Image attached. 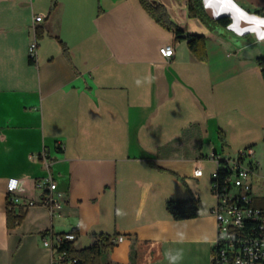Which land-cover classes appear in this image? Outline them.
<instances>
[{
	"label": "crops",
	"instance_id": "0c3cea01",
	"mask_svg": "<svg viewBox=\"0 0 264 264\" xmlns=\"http://www.w3.org/2000/svg\"><path fill=\"white\" fill-rule=\"evenodd\" d=\"M148 1L163 5L185 34L204 37L202 58L138 0H0V264H50L43 236L67 232L76 250L100 235H122L102 249L100 264H131L135 239L161 242L162 257L151 264H170L166 254L178 249L177 264H211L213 205L202 208L204 173L193 171L206 162L215 169L217 159L247 146L255 159V143L264 139L256 63L264 41L237 35L253 26L252 17L264 18V0H209L207 9L201 0L209 17L230 19L223 35L188 18L186 0ZM35 30L41 37L30 64ZM165 45L173 47L169 60L158 51ZM48 174L60 193L55 216L36 204L17 210L22 219L9 228L8 180L17 179L16 196L38 202L45 189L36 182ZM256 179L259 194L264 182ZM191 196L199 199L198 217L173 220L165 202Z\"/></svg>",
	"mask_w": 264,
	"mask_h": 264
},
{
	"label": "built area",
	"instance_id": "2783aa9c",
	"mask_svg": "<svg viewBox=\"0 0 264 264\" xmlns=\"http://www.w3.org/2000/svg\"><path fill=\"white\" fill-rule=\"evenodd\" d=\"M41 21V16L33 18V22ZM36 40L28 46L29 58L35 60ZM159 54L169 60L174 51L171 45L159 48ZM253 148L246 147L238 152L237 157L226 159L225 171L220 178L218 159L212 178L210 191L214 199L210 210L215 220V241L212 247L211 262L213 264H264V205L256 204V200H264V189L259 194L254 191V177L264 182L263 177L256 175L258 162L253 156ZM246 158H250L247 164ZM40 160L45 169L49 167V160L43 153ZM195 177L202 175V167L193 171ZM17 179H9L6 185L7 209L16 212L25 210L33 205H41L47 209L49 215L55 216V209L61 205L60 193L56 191V183L48 174L36 182V186L45 189L38 202L20 198L14 194L16 187H11ZM75 239L74 232L56 233L42 238V246L50 254V264H74L75 259L69 256L66 245ZM123 236L109 237L112 246L120 243Z\"/></svg>",
	"mask_w": 264,
	"mask_h": 264
},
{
	"label": "trees",
	"instance_id": "16d2710c",
	"mask_svg": "<svg viewBox=\"0 0 264 264\" xmlns=\"http://www.w3.org/2000/svg\"><path fill=\"white\" fill-rule=\"evenodd\" d=\"M147 13L162 27L172 31L175 39H184L187 41L188 49L195 56L202 58L204 53V37L201 35L185 34L176 25L171 23L167 15L166 9L163 5L152 3L148 0H138ZM53 3L50 11L55 7ZM187 16L190 19H197L203 26H205L211 33L215 35H223V32L228 27L230 19L226 16L211 18L209 17L202 6L201 0H186ZM184 36V37H183ZM41 33L35 30V40L40 39ZM61 46V50L65 59L70 62L69 52L63 42L57 40ZM30 64H34V60L28 58ZM257 66L260 69L261 75L264 79V58H258ZM219 141L221 146H225V138L221 131H218ZM264 145V139L262 141ZM252 147V146H247ZM246 148V147H245ZM226 159H218L217 172L221 177L228 173L225 171ZM212 178H210L211 184ZM199 199L189 197L185 200H168L165 202V210L173 220H183L196 218L199 215ZM21 211V210H20ZM22 212L18 215L12 210L7 209V226L13 228L17 226L22 219ZM109 236H102L98 238L91 246L76 250L72 247V243H68L65 247L72 259H75L74 264H100L101 251L105 247H110L108 243ZM161 242L159 240H138L135 239L132 243L131 249V264H151L154 261L161 259ZM213 264V262H211Z\"/></svg>",
	"mask_w": 264,
	"mask_h": 264
},
{
	"label": "rangeland",
	"instance_id": "374dc122",
	"mask_svg": "<svg viewBox=\"0 0 264 264\" xmlns=\"http://www.w3.org/2000/svg\"><path fill=\"white\" fill-rule=\"evenodd\" d=\"M254 150H255V161H257L259 164L258 168L256 169V172L264 178V145L261 140L256 141ZM237 154L238 153L234 154L232 157L233 158L237 157ZM249 159L250 158H246L244 160V163L247 164L249 162ZM202 167H203L202 169L204 176L202 177V180L199 183L198 191L202 202V208L208 210L214 203V199L211 196L212 193L210 194V181H209L210 180L209 174L214 171V168L212 164L208 162L204 163ZM256 204L264 205V200H256ZM102 261H104V257Z\"/></svg>",
	"mask_w": 264,
	"mask_h": 264
},
{
	"label": "clouds",
	"instance_id": "9594fccd",
	"mask_svg": "<svg viewBox=\"0 0 264 264\" xmlns=\"http://www.w3.org/2000/svg\"><path fill=\"white\" fill-rule=\"evenodd\" d=\"M204 6L206 9L210 6L209 0H204ZM236 7H237L238 11L241 12L242 17L246 18L249 16V14L244 12L243 9H239V6H236ZM214 15H215V13H214ZM252 25L253 26L250 28H245L241 31H238L237 35H243L244 32H251V33H255L257 42L264 41V18L252 17ZM232 27H233V25H229V28H232ZM136 83H137V85H139L141 83V81L137 80ZM11 187H16L15 181L12 182ZM116 214L118 216H121V215H124L125 213H123L122 210L117 209ZM174 253L175 254H173V251L170 250L166 254V258L169 260L170 264H177V262L183 258V250L182 249L175 250Z\"/></svg>",
	"mask_w": 264,
	"mask_h": 264
},
{
	"label": "water",
	"instance_id": "95a60500",
	"mask_svg": "<svg viewBox=\"0 0 264 264\" xmlns=\"http://www.w3.org/2000/svg\"><path fill=\"white\" fill-rule=\"evenodd\" d=\"M184 37V36H183Z\"/></svg>",
	"mask_w": 264,
	"mask_h": 264
}]
</instances>
